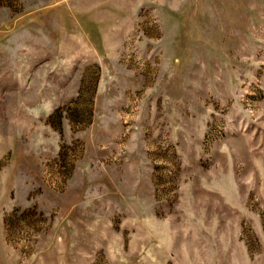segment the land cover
<instances>
[{
  "label": "rangeland",
  "instance_id": "obj_1",
  "mask_svg": "<svg viewBox=\"0 0 264 264\" xmlns=\"http://www.w3.org/2000/svg\"><path fill=\"white\" fill-rule=\"evenodd\" d=\"M0 264H264V0H0Z\"/></svg>",
  "mask_w": 264,
  "mask_h": 264
},
{
  "label": "crops",
  "instance_id": "obj_2",
  "mask_svg": "<svg viewBox=\"0 0 264 264\" xmlns=\"http://www.w3.org/2000/svg\"><path fill=\"white\" fill-rule=\"evenodd\" d=\"M125 212H126L125 214H127V215H128V213L130 212V209H129V208H127Z\"/></svg>",
  "mask_w": 264,
  "mask_h": 264
}]
</instances>
